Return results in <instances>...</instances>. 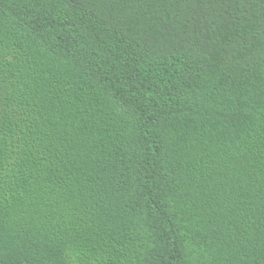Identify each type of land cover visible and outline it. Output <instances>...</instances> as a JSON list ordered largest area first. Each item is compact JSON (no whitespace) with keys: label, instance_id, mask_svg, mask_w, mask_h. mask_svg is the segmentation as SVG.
Here are the masks:
<instances>
[{"label":"trees","instance_id":"1","mask_svg":"<svg viewBox=\"0 0 264 264\" xmlns=\"http://www.w3.org/2000/svg\"><path fill=\"white\" fill-rule=\"evenodd\" d=\"M0 264H264V0H0Z\"/></svg>","mask_w":264,"mask_h":264}]
</instances>
